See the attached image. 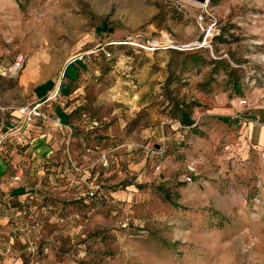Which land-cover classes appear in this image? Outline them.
Instances as JSON below:
<instances>
[{
	"label": "rangeland",
	"instance_id": "374dc122",
	"mask_svg": "<svg viewBox=\"0 0 264 264\" xmlns=\"http://www.w3.org/2000/svg\"><path fill=\"white\" fill-rule=\"evenodd\" d=\"M17 55V74L0 76V131L61 75L46 110L69 130L28 127L57 144L30 177L71 163L68 177L97 187L85 204L41 181L47 253L21 264H264V0H0V66ZM28 67L51 82L22 85ZM174 105L191 106V127ZM161 138L150 158L141 146Z\"/></svg>",
	"mask_w": 264,
	"mask_h": 264
},
{
	"label": "built area",
	"instance_id": "2783aa9c",
	"mask_svg": "<svg viewBox=\"0 0 264 264\" xmlns=\"http://www.w3.org/2000/svg\"><path fill=\"white\" fill-rule=\"evenodd\" d=\"M69 62V61H68ZM22 57L17 55L14 61L8 65L0 66V76L2 77H13L21 68ZM61 77V75H60ZM60 77L54 84L50 95L44 98L38 99L31 104L19 105L12 108L8 113H6V118L1 125L0 131V146L4 144L14 145L17 148L28 147L30 145L25 132H28V127L44 125L54 127L57 129L65 128L69 130V127L61 123L60 119L56 115L49 113L46 108L49 106L48 102L54 100L60 88ZM240 106L246 105V101H239ZM1 112L4 111L0 108ZM141 148L149 155L150 158H158L164 152V140L160 141L151 147ZM260 156L264 160V148L260 151ZM42 163L48 165V156L42 157ZM108 157L105 153H101L96 162L101 167H107ZM70 168L64 171L65 177H54L61 179L63 183L76 190L74 193L76 200L82 198L83 203L86 204L87 200L95 199L97 187L94 185V178L90 177H68L69 171L78 173L79 169L70 163ZM158 169L155 166V170ZM189 173L192 172V168L187 167ZM21 177H12L14 182L21 183ZM45 177H38L37 182H35L31 187L23 186V193L21 200H13L10 195L0 198V214H4L7 217L8 222L12 225L11 235L8 236V242L2 250L3 255L12 254V241L17 238H21L24 245V251L26 252V257H33L38 251L42 254L47 253L48 246L40 245V235L38 231L43 225V219L38 218V215L46 216L48 209L47 205L44 203V199L49 196L50 190L45 188L41 181ZM182 182L189 184L191 182L190 176L186 175L182 177ZM85 187L82 192H78L79 189ZM101 198H105L102 193H100ZM99 196V195H98ZM32 264V263H30Z\"/></svg>",
	"mask_w": 264,
	"mask_h": 264
},
{
	"label": "crops",
	"instance_id": "0c3cea01",
	"mask_svg": "<svg viewBox=\"0 0 264 264\" xmlns=\"http://www.w3.org/2000/svg\"><path fill=\"white\" fill-rule=\"evenodd\" d=\"M69 62L63 63L62 69L68 64ZM33 68L28 67L23 76V82L22 85H32L33 81H35L37 78L34 77L33 73L31 72ZM37 73V72H36ZM52 79L45 80L41 82L40 84L36 83L33 84L32 90L36 89L40 85H45L51 82ZM53 85V84H51ZM53 86H51L50 89H48L45 93H43L39 98L33 97L36 99H41L47 96L52 91ZM45 129L47 128V125L44 124ZM50 130H44V132L37 133L35 136L33 134H30V132H25V136L27 137L30 145L28 147L23 148H17L14 145L4 144L0 146V160L2 163H4V170L0 173V198L4 196L10 195V197L15 200H21L22 199V193H23V186L29 185L31 182H35L38 177H40L39 174H43L42 171H37L36 176L38 177H30L38 164V162L41 164L43 159H38L33 162V158H41L44 156H47L49 153L52 152L55 148H57V144L55 141H49L51 138V135L49 133ZM49 133V134H48ZM41 145H35L37 143V140H41ZM51 155V154H50ZM31 161V163H30ZM23 165H26V167L29 169L27 172H24V175H29V177H25L24 175H20L19 166L24 167ZM20 176L21 183L23 185H20L19 181L14 182L12 180V177ZM54 177H45L43 179L44 183L53 184L52 181L54 180ZM12 232V225L8 222L7 217L4 214H0V264H21L24 260V246L23 241L21 238L14 239L12 241V254L11 255H3L2 250L4 246L8 242V236L11 235Z\"/></svg>",
	"mask_w": 264,
	"mask_h": 264
},
{
	"label": "trees",
	"instance_id": "16d2710c",
	"mask_svg": "<svg viewBox=\"0 0 264 264\" xmlns=\"http://www.w3.org/2000/svg\"><path fill=\"white\" fill-rule=\"evenodd\" d=\"M235 92L237 94L239 93L238 86L236 85H235ZM190 107L191 106H187V105H174L173 117L177 119L178 123L184 128H189L193 125V120L191 119Z\"/></svg>",
	"mask_w": 264,
	"mask_h": 264
},
{
	"label": "water",
	"instance_id": "95a60500",
	"mask_svg": "<svg viewBox=\"0 0 264 264\" xmlns=\"http://www.w3.org/2000/svg\"><path fill=\"white\" fill-rule=\"evenodd\" d=\"M192 1L197 2V3H202V2H204L205 0H192Z\"/></svg>",
	"mask_w": 264,
	"mask_h": 264
}]
</instances>
